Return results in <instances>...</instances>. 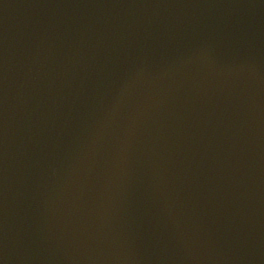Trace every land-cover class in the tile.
Wrapping results in <instances>:
<instances>
[{
	"label": "water",
	"instance_id": "obj_1",
	"mask_svg": "<svg viewBox=\"0 0 264 264\" xmlns=\"http://www.w3.org/2000/svg\"><path fill=\"white\" fill-rule=\"evenodd\" d=\"M0 264H264V0H0Z\"/></svg>",
	"mask_w": 264,
	"mask_h": 264
}]
</instances>
